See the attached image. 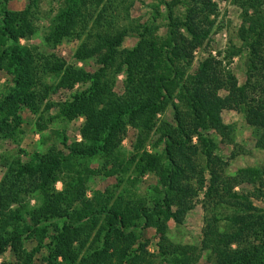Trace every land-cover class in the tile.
Wrapping results in <instances>:
<instances>
[{
  "label": "trees",
  "instance_id": "1",
  "mask_svg": "<svg viewBox=\"0 0 264 264\" xmlns=\"http://www.w3.org/2000/svg\"><path fill=\"white\" fill-rule=\"evenodd\" d=\"M13 1L0 0V149L18 148L0 150V264H264V167L227 174L217 141L234 144L223 115L237 113L264 151V0H230L241 23L224 60L244 58L243 84L209 49L219 0L143 3L145 21L131 14L137 0H50L46 53L29 43L41 0ZM70 40L72 62L60 53ZM28 116L41 151L23 146ZM198 204L201 243H175L171 224Z\"/></svg>",
  "mask_w": 264,
  "mask_h": 264
},
{
  "label": "rangeland",
  "instance_id": "2",
  "mask_svg": "<svg viewBox=\"0 0 264 264\" xmlns=\"http://www.w3.org/2000/svg\"><path fill=\"white\" fill-rule=\"evenodd\" d=\"M157 0H137L135 7L132 9V16L135 19H141L145 21L149 16V8L143 6V3L146 4H154ZM29 3V0H14L10 7L12 10L21 11L24 10ZM220 6V17L219 21L223 23L222 31L218 32L215 36L212 37L209 49H211L212 54L217 56V53H221L222 56L219 60L224 61V65L227 68H231L233 72L237 75L241 84L245 81V64L244 58L237 57L234 58L233 63L228 65V63L224 60L226 50L232 46L233 44H238L237 39H235V32L241 23L240 11L234 5L230 3V0H219ZM57 7V4L51 2L50 0H41L40 11L42 13V20L39 22L38 27L39 31L37 35H35L32 40L29 42L31 45H36L41 52H48L46 47V42L44 39V29L48 25L49 18L51 17V11ZM165 33V29L163 28L161 34ZM135 43L134 40L128 38L125 41L124 46L129 48L133 46ZM80 42L70 40L66 41L63 46L60 48V53L63 55L69 62H72L73 55L78 48ZM204 54V51L201 50L197 53V61L194 64V67H197V62H199L200 58ZM122 79V77L120 78ZM5 79L2 77L1 82L4 83ZM69 96V92L61 91L57 95L53 96L55 100H59L61 98H66ZM165 118L171 119L172 111L169 110L165 114ZM29 117V121L31 124L26 126V136L24 140V145L29 150H43L44 146L40 144L41 136L35 131V121ZM224 121L227 124L236 125V132L234 135V144L225 145L221 143V139L217 138L220 145V155L224 157L225 160H228L230 163V167L227 170V174L234 175L237 170L247 166L253 167H264V151L259 150L255 147V140L252 135V130L245 123V120L241 114L237 113H224L223 115ZM65 125H62L64 127ZM54 128H59V126H52L50 130L46 131V135L50 137L49 143H52L56 140L55 136L52 134L51 130ZM78 125L77 124H69L67 126V131L69 137L72 139L79 138L78 136ZM126 148L129 149V141L126 140L124 142ZM11 150V152L17 151V146L15 145H2L1 152L5 149ZM149 151H152V146L148 147ZM243 149V151H242ZM6 151V150H5ZM232 153L238 154L235 159H231L230 156ZM3 177V170L0 169V181ZM117 180L115 178L109 179H99L95 185H93V190H105L106 187H112L116 185ZM145 184L147 185L149 182H153V180L149 178L144 179ZM58 189H62V185L59 183L57 185ZM92 192H89L91 195ZM257 206L264 207V200L255 201ZM204 219L205 213L200 204L197 205L196 209L192 211L183 226H175L171 224L169 236L172 241L180 244H191V245H199L202 240V230L204 227ZM154 248H152L153 250ZM10 257V253L6 254L4 257L0 258V263L4 260H8ZM197 264H211L207 257H202Z\"/></svg>",
  "mask_w": 264,
  "mask_h": 264
}]
</instances>
